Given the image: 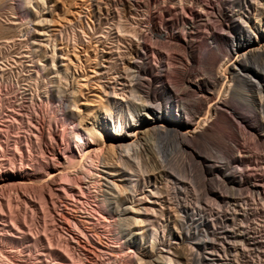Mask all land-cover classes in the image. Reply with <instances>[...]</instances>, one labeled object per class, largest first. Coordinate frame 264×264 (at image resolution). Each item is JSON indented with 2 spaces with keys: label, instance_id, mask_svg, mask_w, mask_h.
Segmentation results:
<instances>
[{
  "label": "bare ground",
  "instance_id": "bare-ground-1",
  "mask_svg": "<svg viewBox=\"0 0 264 264\" xmlns=\"http://www.w3.org/2000/svg\"><path fill=\"white\" fill-rule=\"evenodd\" d=\"M83 1L70 0L66 7L61 0H0V218L9 215L13 221L9 223L14 224L9 227L0 222L4 228L0 233V264H8L7 258H13L17 264H24L22 261L30 264L23 260L28 254L25 244L38 246L41 239L39 232H33L31 225H27V219L37 221L39 213L45 224L48 216L51 232L58 233L63 230L59 227H68L70 221L77 226L82 222L90 224L95 207L103 222L107 219V225L104 223L107 228L111 226L117 231L116 247L107 249L110 256L116 257L128 244L144 255L154 253L159 242L147 227L159 221L167 229L192 225L204 228L210 217L205 219L202 211L201 198L206 189L199 182L193 202L188 199L191 181L181 182L182 176L178 175L185 169L182 167L185 162L176 169L175 159L173 165V157L169 156L171 151L175 149L180 156L191 153L190 144L192 147L213 129H220V118H228L222 114L223 110L233 113L232 101L264 112V0H230L224 9L217 6L216 19L225 22L226 30H232L233 36L229 38L227 33L211 36L216 55L221 57L209 56L201 64L208 78L192 80L191 69H181L178 83L163 89L170 96L166 104L157 95L155 70L159 63L153 61L154 66L150 67L146 61L150 50L145 46V38L152 26L143 30L142 25L154 12L153 0H106L107 15L112 10L120 15L105 33L107 41L93 42L90 38L85 41L81 31L79 35L71 32L73 39L77 36V44L68 42L71 37L66 43V37L58 34L59 22L75 32L74 24L80 27L78 18L84 16L80 15L86 10L84 7H87L86 26L90 27V18L99 20L101 16V0H88L85 5ZM188 3L193 5L194 0ZM199 9L203 12L205 4ZM140 11L145 15L139 18ZM126 13L130 18H125ZM191 25L185 28L186 33L192 31ZM152 38L167 41L171 35L156 33ZM223 41L227 43L225 51L220 45ZM196 56L190 52L187 57L192 65L197 64ZM5 160H9V166L5 167L8 169L4 168ZM200 164L201 161L198 162L201 171ZM172 172L178 176L176 183L169 180ZM231 174L228 168L221 171V176L232 183ZM184 175L182 180L186 178ZM238 183L241 186L242 179ZM87 194L93 204L76 216L68 213V204L58 198L65 195L66 200L78 195L84 199ZM257 194L264 198L263 191ZM171 206L175 214L168 213ZM89 231L84 229L80 236L75 232L65 240L62 238L67 245L64 249L57 247L61 243L55 233L43 238L48 242V253L58 263L74 264L71 257L75 256L76 248L85 251L94 262L96 249L102 252L105 247L99 236ZM13 243L17 245L15 251L9 248ZM54 243L59 245L55 247ZM161 259L162 264L173 262L167 255ZM111 261L127 263L121 258ZM140 263L145 264L142 258Z\"/></svg>",
  "mask_w": 264,
  "mask_h": 264
},
{
  "label": "rangeland",
  "instance_id": "rangeland-1",
  "mask_svg": "<svg viewBox=\"0 0 264 264\" xmlns=\"http://www.w3.org/2000/svg\"><path fill=\"white\" fill-rule=\"evenodd\" d=\"M61 1L62 2L64 1V4H66L65 6L67 7V5L69 4L68 2L70 0H61ZM229 1L230 0H194V4L189 5L188 0H182V1L181 0H166V1L165 0H153L151 9L154 8L153 9L154 12L150 15L151 17L150 16L148 17L147 19L148 21L146 20V24L145 25L143 24L142 28L143 30H145V28L152 26L151 29L153 31L148 30L146 38H145L146 40L145 46L147 45L146 46L147 49L150 50L147 53L146 61H148L147 63L149 64L150 67H152L154 62L159 63V65L156 64V66L157 65L158 66L155 70V74L157 75L156 87L159 90V91L157 90V95L163 103L166 104L170 102L169 100L170 96L167 93H165L163 89L166 87V85H175L176 83H178V80L180 79V75H179L180 73L178 72L181 69L190 68L191 69L190 78L192 80H197L200 77L203 79L208 78L207 74H205V71H204L205 68H203L201 64L209 56H216L218 57V59H220L221 57V56L216 55L217 49L215 48L216 46H214V44L211 43L212 42L210 40L211 36L213 34L214 35L215 34L224 35L225 33H227V36L229 38L233 36L232 30H226V25H225L226 23L220 22V20L216 19L215 17V14L218 9L217 6L220 5L221 8L224 9L226 4H228ZM87 2L88 0H84L82 3L85 5L87 4ZM100 2H101L100 9L102 10L101 16H100L101 19L99 18V20H95V19L90 18V21L92 20L90 27L84 24L87 7H84L86 10H84L83 13L80 14L84 16H80V18H78L81 24L80 25L81 28L78 25L74 24L75 32L71 31V29L69 30V26L66 28L67 25H63L62 23L59 22L61 27L59 25L58 26L61 32L59 31L58 34L62 35L63 37L64 36L66 37V38L64 37L66 39V43H67V39L71 37L69 39L70 41L68 40V42L71 44L73 43L77 44V39H76L77 36L74 35V39H76V41L72 37H73V34L79 35L81 31L85 32V34L84 32L83 34H80V36L81 35L84 36L85 41L89 40V38L93 42L98 41V39L99 41H102L103 39L104 40L106 39L105 41H107V35H106L107 30L113 28V26L115 25L114 23L117 21V18L120 15L116 13V10H112L111 14L107 15V9H106L107 1L101 0ZM201 4H205L206 9L203 10V12H205L206 14L203 13L201 9H199ZM141 12L143 11H140L138 13L139 18H140V15L141 17L142 15H145V13H141ZM125 15L124 16L126 19L130 18V15L128 13H126ZM190 23H192L191 26L193 27V29L191 32L186 33L185 28L189 27ZM62 26L64 29H67L68 31L64 30ZM89 28H91V30ZM63 31H65V34ZM155 32L157 34L168 33L169 35H171V38H168L167 41L166 39L164 40L162 39L161 41L154 39L152 37L156 34ZM100 36L102 37L100 38ZM220 45H221L222 50L225 51L227 48L226 47L227 43L223 41L221 42ZM190 52H193L197 55L196 56L197 64L195 65H192L187 58L190 56ZM187 62H189L190 65L187 64ZM167 69H169L170 71L167 72L168 71ZM199 71H202V72H199ZM188 98L193 99V96L189 95ZM230 106L233 107L234 111L233 113L228 112L229 113L228 114L226 113L225 110H223L222 114L228 115L227 116L228 118H226L225 116L220 118L221 119L220 129H213V131L210 132L207 135V137L204 140L200 141L198 144H192V147L190 144L189 146L192 149L191 153L188 152L189 153L188 155L186 153L185 156H180V154L176 152L174 149L173 151H171L172 155L171 154L169 155L173 157L172 161L170 160V157H168V159L172 162V164L174 162L177 163V165L176 163L173 164L177 166L176 169H179L178 166L185 162L184 165L182 166V167L185 166L184 167L185 169L182 168V172H181L182 174L180 173L178 175L182 176V179H183L184 178L183 174H185L184 176H186L187 178V179L185 178L186 180L185 179L182 180L179 177V181L181 182L185 181V183L187 182L188 184L191 181L188 184L189 191L191 188V193H192V195L191 193H188L189 200H192L193 202L195 198L194 194L199 192V187H198L200 184L199 182L202 183L203 190L206 189L204 191V195L201 198L202 199L201 204H202V211L204 215L206 216L205 219H207L209 216L210 217L207 219L208 222L205 223L204 228L198 229L194 227V225H192L189 227L190 229L187 227L182 228L179 226L178 227L176 226L174 229L172 228L167 229L166 227H164L163 224H160L159 223L160 221H159L155 225H148L147 227V229H149V232L153 230L154 235H156L155 236L156 240H158L159 242L157 249L155 247L156 250L155 249H154L155 251L153 250L154 253L152 252V253L144 255L142 253L137 252L134 249V247L128 244L125 248L120 249L121 253H118L117 256L118 255L119 256L116 257L115 254H112L110 256V253H107L109 252L107 251V249H112L116 247L117 239H116L115 233H117V231L114 230V228L111 226H108L109 228H107L106 226L107 219H105V221L103 222L102 220L103 218L101 217L102 215H100L96 211L95 207H94L95 210L90 209L92 210L91 213L94 215L93 220L90 224L87 222L86 224L85 222H82L83 226L82 225L77 226L72 221H70L71 223L69 222L70 224H68V227L67 225H63V226L61 225L59 228L63 227V230L60 229L58 233H56L53 229L52 230L54 232L53 233L51 232V228H49V225L47 224L48 219H49L48 216H46V220H47L46 224L48 225L47 226L45 224L44 216L42 215V213H39L38 215L36 214L37 219H38L37 221H32L30 220V217H28L27 225H29V227L31 225L30 229L33 232L34 231L37 233L39 232L38 236L41 239V244H40L41 246L40 245L35 246L31 242H30L31 244L30 243L25 244L27 247V248L25 247V250H26L25 254L28 252L27 255L30 257L25 255L24 256L25 258L23 260L24 261L26 260V263H30V264L32 263L33 264L34 263L35 264H48V263L49 264H54V263L61 264V263H58V261L48 253L47 251L48 242L46 244L47 240L45 241V238L48 239L49 236L55 233L54 235L57 237V240L61 243L59 245L57 244L58 243L57 242L56 244L59 245L57 247L59 248L62 246V248L64 249L67 246L64 240L66 239V237H68L69 234H70L69 236H71L76 231H78V230H75L77 227L81 230V232H79L80 231L79 230L78 231L79 233L76 232L75 235L80 236L84 234L83 233L84 229L86 231L90 230L91 233H93L94 235L96 234V236H99L98 239L99 241L101 240V244L105 247V250H102L103 252L102 253L101 250L96 249L97 261L93 262L89 260L90 258L88 257L87 253H85V251H83L81 248H76L75 256L73 255L74 257H71L73 258V261L72 260L71 261L74 264H79V263L80 264H84V263L85 264H105V263L107 264V262H109V264H114L115 262L113 261L112 263L111 260L115 259L116 261L117 259L120 260V258L121 260H123V262L127 260L126 261L127 263H123V264H128V263L137 264V263H140L141 258H142V263L144 261L145 264H150V263L159 264L160 262H161L160 264H162V261H160V259L165 255L171 257V260L173 261L172 264H216L215 262H217V264H264V198H261L257 194V191L264 192V112L262 111L258 112L256 107L254 106L251 107L248 104H245L244 102H241V101L239 102L232 101ZM254 109H256L255 112H254ZM174 155L177 157L179 155V157H182L181 158L182 160L179 157L178 158L176 157L177 158L176 159ZM191 155H193L194 157H192ZM178 159L181 161L179 162ZM234 159L236 162H233ZM200 161H201L200 165H203L201 168V171H200V168H198V162ZM8 162L9 160L8 161L5 160L4 168L9 166ZM187 162L188 164H190L189 166L188 164H186ZM230 162L232 164H229ZM194 165H196L197 167ZM209 166L216 167L215 171L214 170L212 171V169H209L208 168ZM173 168L175 167L173 166ZM227 168L229 172L232 171L233 173L231 174V176L233 177L232 183L228 179H224L221 176V171L225 169L227 170ZM5 169H8V168H5ZM184 170H186V172ZM171 176L172 178L169 179L170 182L172 183L173 181L178 182V179H177L178 176L176 175V173H173V175L171 174ZM199 176H201L202 178ZM240 179H242L243 181V184L241 186H239V183H238ZM191 183L192 185H190ZM193 183L194 184L196 183L195 184L196 186H194ZM253 183H254V186H253ZM192 186L194 189L192 188ZM82 187H83V190L86 189L85 185H82ZM195 190H197V192H195ZM190 195L191 197H189ZM77 196H75L72 199L71 197H67L66 200L64 198L66 197L65 195H60V197H58L60 198V202H62L65 205L68 204L67 211L68 213L70 212V214H72L73 216H76L79 213L86 211L87 209L89 210V208H91V204H93L91 195L87 194L84 199H82V197H79V196L77 197ZM68 198L71 199L72 201L68 200ZM206 198L208 199L205 200ZM74 199L76 200L75 203L73 202L75 201ZM206 201H208L209 203ZM68 202L71 203L72 205L69 204ZM87 202L90 203V205H88ZM205 202L207 203V206ZM172 207L173 206H171V208ZM203 207L205 209H203ZM243 208H246L245 209L246 213L243 211ZM168 213L175 214L176 211H174V209L172 208L170 210L168 209ZM98 214L100 216V220H98L99 219ZM232 217H235V220H232L233 219ZM4 218H0L1 220L0 222L2 224L6 223L5 225L9 227H12L14 225V224L13 225L10 224V223H13V221L10 219L9 215H7ZM99 224H101L102 226ZM84 225L87 227L85 228ZM71 227L73 228L74 231L72 230ZM92 227H96V228L92 229ZM3 229L4 228L0 227V233L2 232ZM93 230L95 233L93 232ZM189 230H190V233L187 234V231ZM45 232L46 233L48 232V233L46 234ZM58 234L59 236H57ZM146 234H149L148 230ZM149 237L150 235H147V238H148L147 240H149ZM62 238L63 239L65 238V239L63 240ZM248 238H250V240ZM149 241L151 242L152 240H149ZM168 241L171 244H169ZM56 244H55V247H56ZM9 246H10L9 248L13 247L12 250L14 251L17 249L16 243L10 244ZM37 248L38 250L36 251ZM169 249H171V251ZM160 250L161 252H159ZM168 250L169 252H171V254L168 252ZM129 251L131 253L133 251V253L132 254L128 253ZM38 252L40 253L38 254ZM204 253H206L207 255L206 254L204 255ZM113 255H115L116 258ZM209 255H212V256H209ZM107 256L110 259H108ZM125 256H126V259H125ZM214 259L216 261H214ZM49 260L51 263L48 262ZM10 261H12V263ZM6 262L7 263L9 262L11 264H17L16 260H14L13 258H9V259L7 258ZM22 263L25 264V262L23 261Z\"/></svg>",
  "mask_w": 264,
  "mask_h": 264
}]
</instances>
